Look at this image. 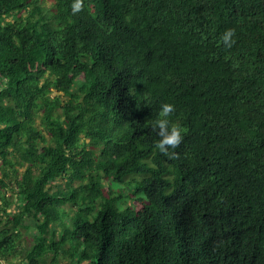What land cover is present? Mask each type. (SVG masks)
Instances as JSON below:
<instances>
[{"label":"trees","instance_id":"trees-1","mask_svg":"<svg viewBox=\"0 0 264 264\" xmlns=\"http://www.w3.org/2000/svg\"><path fill=\"white\" fill-rule=\"evenodd\" d=\"M72 4L0 0V261L264 264V0Z\"/></svg>","mask_w":264,"mask_h":264},{"label":"clouds","instance_id":"clouds-1","mask_svg":"<svg viewBox=\"0 0 264 264\" xmlns=\"http://www.w3.org/2000/svg\"><path fill=\"white\" fill-rule=\"evenodd\" d=\"M83 10V0H73L72 13L75 15ZM220 43L224 48L231 49L236 43L235 31L226 29L220 36ZM175 112V105L172 103H163L160 106L152 128L158 136L155 142V148L165 156L175 155V149L180 146L183 140V128L174 123L169 117Z\"/></svg>","mask_w":264,"mask_h":264},{"label":"rangeland","instance_id":"rangeland-1","mask_svg":"<svg viewBox=\"0 0 264 264\" xmlns=\"http://www.w3.org/2000/svg\"><path fill=\"white\" fill-rule=\"evenodd\" d=\"M46 5H49V3H46ZM7 182L9 183V187L6 189L5 194L8 200H11L12 203H15L16 189L12 187V185L10 184V180H7ZM59 185L63 186V182L61 181ZM114 188L119 189V185H114ZM54 189H56V187H54ZM121 189L122 200L124 203H128L131 200V198L129 197V191L132 192V188L129 186L124 188L122 187ZM1 204L2 202L0 201V206ZM12 208L13 204L8 206L9 210H11ZM26 225L28 226L27 228L21 229L22 238L17 247L18 253L6 261H0V264H26L24 256L32 248L35 243V238L38 236V231L36 228H34L32 225H29L28 223H26ZM47 264H49L48 261ZM60 264H68V261H61Z\"/></svg>","mask_w":264,"mask_h":264},{"label":"bare ground","instance_id":"bare-ground-1","mask_svg":"<svg viewBox=\"0 0 264 264\" xmlns=\"http://www.w3.org/2000/svg\"><path fill=\"white\" fill-rule=\"evenodd\" d=\"M215 227V226H214ZM224 228V227H223ZM216 229V228H215ZM217 229H219V228H217ZM217 231V230H216ZM219 234V233H218ZM222 243V242H221ZM246 243V242H245ZM255 243V242H254ZM224 244V243H223ZM223 255V254H222ZM223 260V259H222ZM221 261V260H220Z\"/></svg>","mask_w":264,"mask_h":264}]
</instances>
